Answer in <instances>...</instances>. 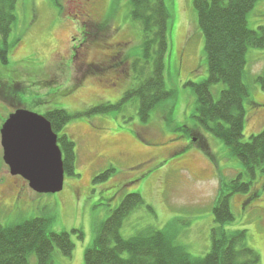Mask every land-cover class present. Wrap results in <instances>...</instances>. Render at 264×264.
Here are the masks:
<instances>
[{
	"label": "rangeland",
	"instance_id": "obj_1",
	"mask_svg": "<svg viewBox=\"0 0 264 264\" xmlns=\"http://www.w3.org/2000/svg\"><path fill=\"white\" fill-rule=\"evenodd\" d=\"M165 1L173 23L165 78L174 97L146 122L130 102L107 114H88L94 107L116 105L147 75L146 68L133 70L136 61L143 62V34L131 19L129 0H98L89 21L85 13L79 17V0L18 2L17 22L8 38L13 51L8 50L4 60L0 55V132L17 109L78 114L61 133L76 144V175L66 176L61 193H35L24 179L10 174L0 133V225L51 219V230L70 233L75 245L72 258L56 250L55 264H85L96 227L131 194L141 195L145 205L125 221V238L153 227L172 235L192 257L202 258L211 248L213 208L222 184L244 173L226 145L195 118L196 95L190 84L207 80L209 72L193 0ZM248 25L264 29V0L249 14ZM263 74L264 50L249 49L244 142L264 131V88L255 81ZM8 84L14 85V98L6 96ZM222 90V84L213 86L216 101ZM194 128L192 139L189 131ZM108 169L116 171L95 180ZM263 186L264 178L258 176L253 185L258 198L231 196L234 221L225 226L248 232V245L259 254V264H264ZM73 230H80L83 240Z\"/></svg>",
	"mask_w": 264,
	"mask_h": 264
},
{
	"label": "trees",
	"instance_id": "obj_2",
	"mask_svg": "<svg viewBox=\"0 0 264 264\" xmlns=\"http://www.w3.org/2000/svg\"><path fill=\"white\" fill-rule=\"evenodd\" d=\"M131 19L140 24L143 34V62L136 61L133 70L147 69L136 88L128 91L116 105H101L88 114H107L120 110L126 103H134L142 121L174 97L167 88L166 59L171 52L172 15L165 0H129ZM261 0H193L198 26L205 39V56L209 76L200 84H190L196 95V120L221 140L230 154L244 166V173L231 183L222 184L213 208L214 224L211 248L202 258L192 257L178 245L172 235L148 227L131 238L122 235L125 221L145 205L139 194L126 195L110 217L95 229V238L84 256L85 264H259L260 256L248 245L246 230L228 231L225 226L234 221L230 198L234 194L258 198L253 185L258 176L264 178V131L244 142L246 121L245 102L250 97L247 84V52L264 50V29L252 30L248 16ZM19 0H0V37L5 49L0 55L6 59L8 38L17 22ZM16 44V43H15ZM17 45V44H16ZM141 65V66H140ZM255 81L264 84V74ZM222 84L224 90L216 101L212 88ZM262 87L264 88V85ZM15 93V91H14ZM15 95V94H14ZM22 93L17 97L23 100ZM59 134L66 176H75L76 144L61 135L77 115L63 109L48 110L43 114ZM196 128L189 134L192 138ZM193 139V138H192ZM108 169L95 177L103 180L114 173ZM250 195V196H249ZM150 210L151 208L148 207ZM152 211V210H151ZM52 220L34 218L24 222L0 225V264H55L56 250L72 258L75 245L70 233H55ZM83 240L80 230H73Z\"/></svg>",
	"mask_w": 264,
	"mask_h": 264
},
{
	"label": "water",
	"instance_id": "obj_3",
	"mask_svg": "<svg viewBox=\"0 0 264 264\" xmlns=\"http://www.w3.org/2000/svg\"><path fill=\"white\" fill-rule=\"evenodd\" d=\"M1 145L10 174L24 179L32 191L46 195L64 190L63 153L44 116L26 109L10 115L1 129Z\"/></svg>",
	"mask_w": 264,
	"mask_h": 264
},
{
	"label": "flooded vegetation",
	"instance_id": "obj_4",
	"mask_svg": "<svg viewBox=\"0 0 264 264\" xmlns=\"http://www.w3.org/2000/svg\"><path fill=\"white\" fill-rule=\"evenodd\" d=\"M79 1H80V3L83 6V9H80L79 10V17H80V15H83L85 13V15H86L85 17L89 21L90 19H92V17H94V15H91V13H94L95 9L97 8L98 0H79ZM81 34L84 35L86 33H84L83 31H81ZM7 46L9 48L8 50H11L10 47H9V43H7ZM11 51H13V50H11ZM6 72L7 71H4L2 75H7ZM12 73H13V71L10 70L9 71V74H10L9 75V77H10L9 79H12L11 78ZM4 87L6 88V91H5L6 96L8 95L10 98H12L13 96L15 97V95H14L15 89L13 88L14 87L13 84H11V85H9V84L8 85H4Z\"/></svg>",
	"mask_w": 264,
	"mask_h": 264
}]
</instances>
